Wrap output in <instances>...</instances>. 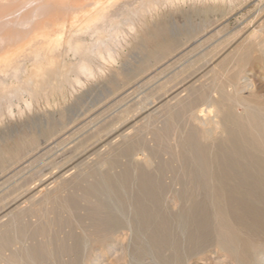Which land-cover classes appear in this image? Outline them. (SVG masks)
<instances>
[{
  "label": "rangeland",
  "instance_id": "374dc122",
  "mask_svg": "<svg viewBox=\"0 0 264 264\" xmlns=\"http://www.w3.org/2000/svg\"><path fill=\"white\" fill-rule=\"evenodd\" d=\"M209 2L212 1H204L206 6L202 2H189V5L166 8L161 14H144V17L140 14L139 18L132 19L127 17L130 14H116L104 32L106 41L99 49L104 57H92V62L87 59L91 63L90 76L70 71V81L61 80L62 84L57 85L61 86L60 89L54 90L55 95L46 90L39 97L40 101L27 95L24 100L31 99L28 103L35 107L29 106V110L26 103L21 104L17 115L15 108L11 115H7L9 120L8 117L4 119L8 120L5 124L0 122V264H24L20 257L26 255V250L32 251L39 247L38 243L50 238L56 246L64 244L67 251L56 247L55 258L44 257L35 264H264V188L258 179L253 183L246 182L244 157L235 158L232 165L226 167L214 160L213 171L209 169L206 173L213 175L214 179L215 176L220 178L223 183L214 188L204 185L199 196L194 198L181 187L175 169L162 173L166 179L163 176L158 178L159 187L147 190L150 198L156 199L153 211L151 209V228L143 227L138 219L136 231L132 232L125 218L108 204L105 197H99L100 203L107 208L98 212L97 220L107 223V230L97 236L88 233L92 222L88 218L91 217V204L84 202L82 192L102 176L112 180L124 177L131 152L122 135L128 134V140L134 144L149 147L152 126L162 123L177 99H184L198 90H204L207 96H216L215 89L227 85L238 70L247 72L246 76L254 81L255 92L259 95L257 100H264V55L256 47L260 41L264 43V4L255 0ZM260 28L258 37L249 40ZM112 31L119 39L112 37ZM95 39L88 42L93 43ZM160 53H165L166 57L154 59ZM70 61L74 62V69L71 68L75 70L79 59L73 57ZM64 81L69 83L65 85ZM66 86L70 90L66 91ZM46 93L50 96L46 97ZM242 112V107L235 108V114ZM159 156L150 173L152 177L161 172L164 161L169 160L167 152H161ZM60 175L68 182L55 195L59 200L67 199L76 204L72 212L59 214L60 220L50 230L37 233L36 230L44 226L43 216L51 206H41L34 198L38 199L39 191L45 186L56 188ZM130 190L129 187V193ZM131 191L134 199L141 195L138 188ZM29 197L34 198L30 200ZM191 200L196 203L195 211H191ZM176 201L178 206L175 207L171 202ZM218 208L220 218L216 216ZM10 213L16 220L14 226L8 221L13 220ZM111 217L114 221L109 222ZM137 229L140 234L147 233L146 238L141 237ZM26 244L30 248L25 247Z\"/></svg>",
  "mask_w": 264,
  "mask_h": 264
},
{
  "label": "bare ground",
  "instance_id": "6f19581e",
  "mask_svg": "<svg viewBox=\"0 0 264 264\" xmlns=\"http://www.w3.org/2000/svg\"><path fill=\"white\" fill-rule=\"evenodd\" d=\"M204 1L205 3L206 1H212V2L220 1L219 3L221 2L233 3L236 1L244 2L246 0H0V122L4 121V124H5V122L9 120V116L7 115H11L14 112L13 110L15 108H17V112H15V115H17L16 113H18L21 110V104L26 103L28 107L26 108L29 109V106H32L33 104L28 103V102L32 98H34L35 101L40 99L39 97L46 90L48 91L50 90L51 95L52 93H54L55 95L56 92L54 90L60 89L61 86H57V85L58 83L61 82V80L70 81L68 78L70 71L74 73L76 72L75 73L76 75L83 74V75L90 76L92 71L90 69L91 63L88 62V60L90 61L92 57L94 59L96 58L102 59L104 57L103 56L104 53H102L103 52L102 49L101 50L99 49L101 48V46L104 45V41H106L105 40L106 36L104 32H106L107 27H110L109 24H111V22L114 21L115 19L114 17L117 16L116 14H127V15L130 14L127 17L128 19H132L134 17L135 18L138 16L140 17L141 16L140 14H143L142 15L143 17H144V14L146 15L161 14L163 10L169 7H180L182 5H185L186 3H188L187 5H189V2L190 3L196 2V4L199 2L204 3ZM255 1H257V3L261 5L264 4V0H255ZM205 3L203 4L204 6H206ZM176 10H179V9H176ZM119 16L120 15H118V17ZM141 19L143 20V18ZM259 27H262V26H259ZM261 30L262 28H260L259 31L255 30L254 31L255 33L249 37V40H254L256 37H258V34L261 33ZM112 35L114 39L116 37L118 38V35H116L113 31H112ZM93 38H96L95 42L89 43L88 40L93 39ZM256 47L258 48L259 52L264 55V43L260 41ZM157 49L159 50L158 47ZM164 49H166V47ZM73 57L77 60L79 59V61L76 62L78 66H76L77 68H75V70H73L74 62L71 63L70 61V59L72 60ZM165 57H166L165 53H160V54H157L154 59L162 60ZM71 66L73 67V69L71 68ZM243 68L244 67H242V69ZM246 73L247 72H245L244 70H238V72L234 76L235 78L233 77L232 79H229L227 85H223L222 84L223 82H222L221 84L223 85V87L220 88V90H218L217 88L215 89L217 93L216 96H213V95L207 96L203 92L204 90L202 92L198 90L199 92L192 91L184 99L176 98L177 101L173 109L167 111L168 114L167 115L165 114L166 117L162 116V118L165 117L162 123L160 125L159 124L156 125L157 123L156 124L153 123L155 125L154 126L151 125L154 128L152 132L149 131L150 129L148 130L149 132H151V134L147 131L151 135V139L149 142L151 144L150 146L148 145L149 147H146L144 145H139L138 143L137 144L132 143V141L128 140V137H129L128 134L121 136L124 144L128 146V150H130L131 152L128 156L129 158L127 160L128 168H127V172L125 173L124 177L122 178L119 177L120 179L118 180H112V179L107 178V176H102L99 180L98 179H96V181L94 180L95 182L91 183L86 188L85 192H82V194L84 193V196H83L84 202L86 201L88 202L89 205L91 204L90 205L91 217L88 216V218L92 220L91 223L89 222L90 225L88 224L89 225L88 227L89 235L97 236L103 233V231L107 230V226H108L107 223H104L102 220H99V221L97 220L98 218L97 215H99L98 212L102 210L104 211L107 208L106 206H103L100 203L99 197L101 198L105 197L107 201L109 202L108 204H110L116 210V212L122 215V216L121 215L119 216H121L122 218L123 217L125 218L129 226V229H131V231L134 229L136 231V228H137L136 223L138 219L141 220L142 222L141 224L143 225V227L144 226L150 227L151 224L149 223H150V220L152 219L151 209L153 208V206H155L154 204H155L156 199L154 200L153 198H150V193H147L148 192L147 190L159 187L158 186L159 183H157L158 178L162 177L164 173L166 174L167 170L169 169H175L177 171L176 173L174 172L173 173L177 175L180 181L181 187L185 189V191H187V193L190 195L191 198H194V197L199 196L201 189L204 185L206 186L208 184V186H210L211 188H214L216 187V184H219L220 186V184L223 183V182H220L221 181L220 178L215 176V179H214L213 175L206 173L207 171H209V169L213 171V168L211 166H213L212 164L214 160L215 162L220 163L221 166L226 167L228 165L231 166L232 165L231 162L234 161L235 158L244 157L245 172H246L244 175L246 176V179H247L246 182L253 183L255 179L256 180L258 179L257 181H260L259 184L264 188V100L263 101L257 100L259 95L255 92L254 81L251 78H248L249 76H246ZM219 76L221 77L220 79H222L221 74H219L218 77ZM65 81L64 83L66 85L68 81L67 82ZM61 84L62 83H60V85ZM57 87L59 89H57ZM213 87L214 86H212V88ZM65 88H66V91L69 89V87L67 89V86ZM62 89L64 88L62 87ZM181 94L182 96L184 95L183 91ZM27 95H28V98L32 97L28 102L25 101L27 98ZM44 95L46 96L49 94L46 93ZM45 96H43V98ZM24 97H25V100H24ZM46 97H45V100H46ZM48 100L49 99H47L46 102ZM36 104L39 106L38 103ZM164 104L166 105V103ZM33 107L35 106L33 105ZM236 107L237 109L238 107H242L243 112L239 115L235 114ZM163 111H166V110H163ZM5 118L8 120L7 121L4 120ZM155 121L156 120L154 119V122ZM161 152H164V153L167 152L169 156V160L166 162L164 161L161 172L158 173L156 171L157 173L155 172L156 173L155 176L152 177L150 173L155 168L157 156L161 155ZM108 153L111 154L110 152ZM168 156H166L165 158H167ZM100 166H103V165H100ZM66 174H69V173H66ZM61 175L60 177L57 178V180L59 181L56 182V186H57L56 188L52 189V187H50L49 185L45 186L43 189H41V191H39L40 195L38 199L32 197L34 198V200L38 201L41 206H45V207L51 206L50 208L48 207L45 215L43 214L44 216H43L42 221H43L44 226L36 230L37 233L39 232L43 234L46 229L50 230L51 227H53L56 223H58L57 220L59 219L58 218L59 214L61 215L62 212L64 211L72 212V210L74 209V205L76 203L74 204L73 201L67 200L66 197H64L66 200H62V199L59 200L57 195H55V193H57L58 190L61 189L68 182V180H66L65 177H62ZM165 176L167 177V175ZM66 177H69V175ZM207 178H209V180H207ZM243 178L245 177L243 176ZM165 179L166 178L164 177V180ZM173 181H175V179ZM242 184H244V182ZM44 185L45 184H43V186ZM77 185H78V182H77ZM129 187L131 190L132 188L134 189L138 188L141 195L140 196L138 195L139 197L134 199L132 196V191L130 190V193L128 191ZM174 188H175V185H174ZM241 188H244V187L242 186ZM177 192L175 193L177 194ZM64 195L66 196V193ZM67 195H69V192ZM72 199H74V197ZM93 199H96V200H93ZM79 202L80 201L78 200V203ZM82 203H80L81 205L80 204L78 205L82 206ZM171 204L175 207L178 206L177 201L171 202ZM194 204H196L195 201L193 202L191 200V205H192L191 211H195L196 209V206H194ZM220 214L221 212L218 208V210L216 211L217 218H220ZM9 216L12 217L11 213ZM73 216L74 214H72V217ZM113 218L114 217H111V219H109V222L114 221ZM69 220L71 219L69 218ZM8 221H12V224L14 226V223L16 220L13 218V220L9 219ZM42 221H41V224H42ZM77 224L79 225L80 223H77ZM185 224L187 225V223ZM32 227H36V226H32ZM190 227L191 226H189V228ZM22 229H25V228H22ZM137 232L140 234V231L138 229H137ZM46 233L47 232H45V234ZM182 234L184 233L182 232ZM140 235L141 237L146 238L147 233L143 232ZM40 236L43 237L42 235ZM48 236L50 237L49 233H48ZM136 238L138 239L137 236ZM23 239H25V237H23ZM183 239L185 238L183 237ZM154 240H156V238ZM159 241L161 240L159 239ZM140 242L142 243V241ZM32 243L30 245H32ZM55 243L56 242H54L50 238L48 241L46 240L43 243H38L39 247L32 249V251L29 250L28 252V250H26L27 251L26 255L20 257L21 263L25 264L27 261L28 263L35 264V262H37L38 259H41L44 257H52V258L54 257L55 258L56 247L57 248L59 247L60 249L63 248L65 251H67L63 246L64 244H62V247H61L60 245L56 246ZM186 243L188 242L186 241ZM26 245L24 246L25 247L29 246V245L27 246ZM148 246L150 249V245ZM15 251H17V249ZM150 251L148 252L150 253ZM64 256H66V253L64 254ZM10 258L12 259V257Z\"/></svg>",
  "mask_w": 264,
  "mask_h": 264
}]
</instances>
